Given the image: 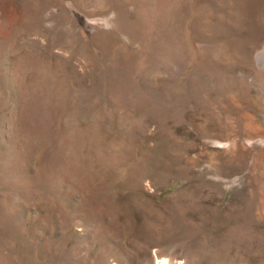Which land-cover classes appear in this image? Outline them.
Returning <instances> with one entry per match:
<instances>
[{
	"label": "rangeland",
	"instance_id": "obj_1",
	"mask_svg": "<svg viewBox=\"0 0 264 264\" xmlns=\"http://www.w3.org/2000/svg\"><path fill=\"white\" fill-rule=\"evenodd\" d=\"M0 264H264V0H0Z\"/></svg>",
	"mask_w": 264,
	"mask_h": 264
},
{
	"label": "bare ground",
	"instance_id": "obj_2",
	"mask_svg": "<svg viewBox=\"0 0 264 264\" xmlns=\"http://www.w3.org/2000/svg\"><path fill=\"white\" fill-rule=\"evenodd\" d=\"M161 261H162V262H165L166 260L162 259Z\"/></svg>",
	"mask_w": 264,
	"mask_h": 264
}]
</instances>
